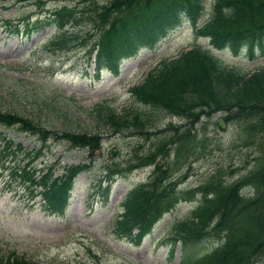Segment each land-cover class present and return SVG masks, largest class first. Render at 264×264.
<instances>
[{"label": "rangeland", "instance_id": "1", "mask_svg": "<svg viewBox=\"0 0 264 264\" xmlns=\"http://www.w3.org/2000/svg\"><path fill=\"white\" fill-rule=\"evenodd\" d=\"M62 1L45 0L40 10L51 9ZM65 1L78 14L77 21L67 25L66 30L79 35L67 49L46 46L55 29L53 23L30 32L25 30L22 24L27 17L33 20L36 14L43 16L34 1L0 0V109L32 116L49 127L99 132V146L68 147L65 142L50 138L32 159L31 164L36 167L56 159L58 170L66 163L88 164L76 175L69 203L59 214L44 209L39 193L27 197L26 187L8 179L7 163L16 158L10 153L6 157L0 155V254L5 256L12 250L42 264H178L182 254L179 243H175L169 254L168 239L162 238L171 232L173 222L196 202L200 191L196 190L192 198L179 199L164 211L138 241L118 235L111 220L122 208L120 200L132 184L147 180L153 173L151 164L139 163L132 168L129 165L142 162L141 155L149 149L156 151L155 158L168 163L165 172L174 185L185 188L203 183L211 174L229 180L245 173L259 162V147L263 142L254 135L245 138L241 117L223 122L219 117L221 111L216 110L199 115L188 128L187 138L180 142L166 140L169 149L165 154L160 153L155 143L167 132L156 129L167 121L179 120L175 115L136 101L128 85L139 80L145 69L160 57L173 55L190 44L208 47L226 64L243 70L264 67V50L255 48L249 57L244 47L233 51L209 46L207 38L195 35L189 19L181 16L154 44L139 46L134 53L123 56L117 72L103 67L97 74L85 60L84 41L80 40L89 37L96 18L93 15L103 0ZM209 1L202 0L200 18L207 16ZM8 17L10 22L6 23ZM103 99L118 111L129 104L143 108L151 121L146 127L148 132L129 129L113 132L108 123L90 112L92 105ZM0 131L21 140L27 147L39 145L35 135L13 125L0 123ZM107 164L113 171L105 196L103 185L97 190V183ZM216 235L213 232L197 239L186 246L185 252L193 256L202 254L216 241ZM251 262L264 264V250Z\"/></svg>", "mask_w": 264, "mask_h": 264}, {"label": "trees", "instance_id": "2", "mask_svg": "<svg viewBox=\"0 0 264 264\" xmlns=\"http://www.w3.org/2000/svg\"><path fill=\"white\" fill-rule=\"evenodd\" d=\"M102 6L91 33L92 41L84 43L85 53L93 60L94 70L106 65L114 72L122 55L139 45H152L178 20L179 11L194 20L202 9L200 0H108ZM51 12L50 20L60 29L51 43L66 48L79 36L75 31L66 32L64 26L75 23L78 14L65 2ZM195 29L207 34L214 46L226 43L235 49L244 43L250 55L254 45L262 48L264 0H215L209 17ZM132 92L139 101L184 118L176 124L169 121L159 129L167 132L155 143L160 153L168 150L166 140L180 142L187 138L188 128L199 115L216 110L222 111L224 121L241 117L245 138L258 136L263 145L259 147V162L245 173L229 180L211 174L203 183L185 189L175 187L174 180L165 172L168 163L158 161L157 152L149 149L141 157L143 162H152L153 173L127 190L121 200L123 210L114 221L117 233L139 240L160 213L180 198H190L197 190L200 195L195 205L177 222L171 239L185 244L216 232L217 243L197 257L180 259L181 264H253L252 258L264 250V68L246 73L236 66L225 65L206 47L197 44L175 56L159 59L132 86ZM91 108L96 119L109 123L113 131L125 127L142 131L150 121L146 111L137 106H125L117 111L112 103L101 101ZM0 122L30 132L40 143L27 147L21 140L0 131V155L6 157L10 153L16 158L8 164L10 177L14 180L17 177L30 193L34 189L39 191L45 210L62 213L74 177L87 163H67L58 170L54 161L37 167L31 161L50 138L68 146L93 148L99 144L100 134L86 129L49 127L32 116L7 109H0ZM139 163H131L129 167ZM112 170L108 166L102 174L106 180L104 194L110 186ZM245 183L250 184L251 193L241 194L239 186ZM0 264L42 263L10 250L5 256L0 254Z\"/></svg>", "mask_w": 264, "mask_h": 264}]
</instances>
